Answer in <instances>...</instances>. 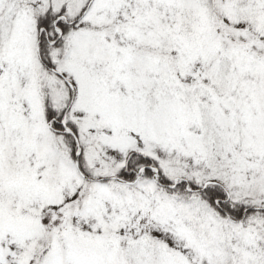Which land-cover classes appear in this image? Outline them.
Returning <instances> with one entry per match:
<instances>
[{"label":"snow or ice","instance_id":"1","mask_svg":"<svg viewBox=\"0 0 264 264\" xmlns=\"http://www.w3.org/2000/svg\"><path fill=\"white\" fill-rule=\"evenodd\" d=\"M0 264H264V0H0Z\"/></svg>","mask_w":264,"mask_h":264}]
</instances>
